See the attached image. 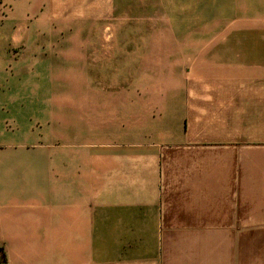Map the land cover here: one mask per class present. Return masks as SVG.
<instances>
[{"label": "crops", "instance_id": "obj_1", "mask_svg": "<svg viewBox=\"0 0 264 264\" xmlns=\"http://www.w3.org/2000/svg\"><path fill=\"white\" fill-rule=\"evenodd\" d=\"M114 4L140 27L133 51H91L83 82L36 81L45 52L21 27L107 24ZM164 27L168 50H138ZM68 64L51 61L82 68ZM0 250L6 264H264V0H0Z\"/></svg>", "mask_w": 264, "mask_h": 264}, {"label": "rangeland", "instance_id": "obj_2", "mask_svg": "<svg viewBox=\"0 0 264 264\" xmlns=\"http://www.w3.org/2000/svg\"><path fill=\"white\" fill-rule=\"evenodd\" d=\"M48 0H27L28 3L36 4L40 2H47ZM96 5V2H94ZM112 5V4H111ZM110 11V16L107 24L95 23L94 25H69L65 23L69 22H49L44 26H38L36 21H30L26 26L21 27L19 36L23 37L27 42V46L39 42L42 51L45 52V58L48 65L46 66L45 72L36 75V81L39 76V80L50 85L54 82H69L79 81L83 82L88 80L86 72V62H90L88 59V53L91 51L100 52L102 49L112 50H131L133 51L136 47L134 41V34L140 31V27L130 25H123L121 16L124 17L126 14L127 18H133V10L126 9L124 12L119 11L115 8ZM132 7V4L129 5ZM47 14V11H45ZM121 14V15H120ZM122 17V18H123ZM132 22V20H131ZM133 23V22H132ZM19 28V27H17ZM147 30L149 27H142V32ZM16 32V31H15ZM15 34V33H14ZM159 35H163V41H148L145 42L138 48V50L147 52H161L165 49V36L167 37L168 31L164 28L158 29ZM40 40V41H38ZM29 41V44H28ZM94 41V42H93ZM11 52L9 53V63L15 66L22 58L18 59L17 56L22 55L23 48L21 46L15 47L11 44L9 47ZM82 53V54H81ZM59 56V57H57ZM53 57V58H51ZM51 59V60H48ZM61 60V65L69 66L68 62H80L82 68H77V71L69 72L66 74H58L52 69L51 61ZM49 61V62H48ZM51 66V67H50ZM76 67V66H73ZM65 70H62V72ZM9 71V81H15L18 75Z\"/></svg>", "mask_w": 264, "mask_h": 264}, {"label": "trees", "instance_id": "obj_3", "mask_svg": "<svg viewBox=\"0 0 264 264\" xmlns=\"http://www.w3.org/2000/svg\"><path fill=\"white\" fill-rule=\"evenodd\" d=\"M0 264H6V258L2 250H0Z\"/></svg>", "mask_w": 264, "mask_h": 264}]
</instances>
